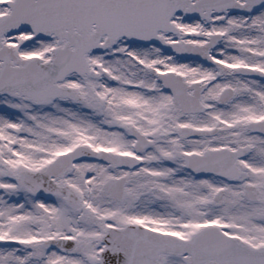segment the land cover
Instances as JSON below:
<instances>
[{"label":"snow or ice","instance_id":"snow-or-ice-1","mask_svg":"<svg viewBox=\"0 0 264 264\" xmlns=\"http://www.w3.org/2000/svg\"><path fill=\"white\" fill-rule=\"evenodd\" d=\"M0 264H264V0H0Z\"/></svg>","mask_w":264,"mask_h":264}]
</instances>
